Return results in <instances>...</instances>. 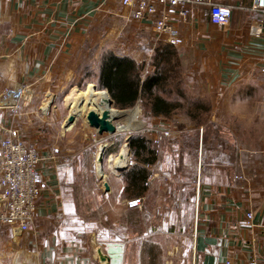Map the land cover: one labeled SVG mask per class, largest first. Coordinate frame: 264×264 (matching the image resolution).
Wrapping results in <instances>:
<instances>
[{"label": "crops", "instance_id": "obj_1", "mask_svg": "<svg viewBox=\"0 0 264 264\" xmlns=\"http://www.w3.org/2000/svg\"><path fill=\"white\" fill-rule=\"evenodd\" d=\"M230 1L236 7L228 28L196 7L178 23L184 43L175 46L177 60L189 62L186 95L210 102L220 141L205 145V124L187 113L198 145H150L152 162L137 159L128 145L122 171L113 160L124 145H105L101 175L100 145L54 142L62 89L97 86L109 52L145 63L151 73L158 45L152 25L134 19L120 0H0V137L6 126L19 129L45 157L48 185L29 231L0 229V264H103L97 248L110 264H248L254 252L264 261V34L251 1ZM18 84L29 91L15 115L1 102ZM69 114L58 137L68 138L76 123L66 127ZM138 167L149 175L135 185L128 175ZM1 177L0 161V193ZM97 196L107 202L105 214L119 211L118 224L95 218ZM138 196L143 207H128L125 199ZM250 210L258 228L239 225Z\"/></svg>", "mask_w": 264, "mask_h": 264}, {"label": "built area", "instance_id": "obj_2", "mask_svg": "<svg viewBox=\"0 0 264 264\" xmlns=\"http://www.w3.org/2000/svg\"><path fill=\"white\" fill-rule=\"evenodd\" d=\"M122 5L132 10V17L138 21L152 25L158 45L160 41L174 46L184 43L178 23L188 22L193 9L207 8L210 21L222 29L229 27L233 11L236 7L230 0H120ZM251 1V9L261 15L259 34H264V0ZM241 8H248L244 5ZM157 45V46H158ZM264 73V63L261 67ZM29 85L18 84L6 89L2 105L10 107L16 115L25 99ZM4 136L0 142V161L2 168L0 193V229L9 226L16 233L29 231L35 221L37 201L47 188V181L41 171L45 157L38 149L29 145L22 138L20 131L14 126L4 127ZM130 208H142L144 197L125 199ZM255 211L250 210L239 221L245 228H258L254 222ZM260 226H263L261 224ZM252 249L256 248V237L253 238ZM254 252V251H253ZM248 264H264L256 252Z\"/></svg>", "mask_w": 264, "mask_h": 264}, {"label": "trees", "instance_id": "obj_3", "mask_svg": "<svg viewBox=\"0 0 264 264\" xmlns=\"http://www.w3.org/2000/svg\"><path fill=\"white\" fill-rule=\"evenodd\" d=\"M178 62L177 48L169 43H160L155 48L151 63L154 70L151 73L145 71V63L109 52L102 57L97 88L108 90L114 105L120 109L130 108L140 100L149 108L150 115L163 117H170L185 107L179 97L172 96L176 90L190 104L187 113L192 119L200 121L199 111L208 109V105H204L203 100L188 98L180 83L174 81L172 71ZM173 85L176 89L172 91ZM150 145L151 140L144 135H133L129 141L133 156L144 162H152L156 158V151ZM148 175L145 167H138L129 172L128 177L136 185L137 179L147 178Z\"/></svg>", "mask_w": 264, "mask_h": 264}, {"label": "rangeland", "instance_id": "obj_4", "mask_svg": "<svg viewBox=\"0 0 264 264\" xmlns=\"http://www.w3.org/2000/svg\"><path fill=\"white\" fill-rule=\"evenodd\" d=\"M182 46V45H180ZM179 48V46H178ZM179 63L174 71H172V76L174 78V81H179L181 83V86L184 87V91H186V94H188L187 88H185V82L191 77L189 76V72L186 75L185 66L189 64L187 61V58H178ZM178 77V78H177ZM173 81V80H172ZM176 87V86H175ZM173 85L171 88L172 91L176 89ZM73 87H63L62 93L64 94V97L67 96L69 91ZM77 88H80L82 90H85L87 88V85L82 84L78 86ZM97 90H104V89H98ZM175 93L172 92V96L174 98H180L182 103L185 107L178 109L174 115L172 114L170 117H153L149 114V108L142 102L137 101L135 105H133L130 108L127 109H120L113 105V107L120 111H130L133 108L137 107L139 110L138 118L140 126L135 127L133 129H130L128 131H117L114 134L109 133H103L99 134L96 132L95 128L89 126V124L86 121V111L85 109H81L80 115L77 117V121L74 124V126L69 130V136L68 138L58 137L59 131L60 133H63L64 128L61 124L63 122L62 119L67 115V113H71L72 108L76 109L75 106H72L66 101H62L59 104L58 113L61 114V117L59 116L54 121L55 127L52 131V135L54 136V142L56 145H124L125 143H129L131 137L133 135H144L147 138L151 140L152 145H198L195 132H192L191 130H188V120H191L194 123L202 122L206 126L205 136H204V143L205 145H216L219 139V135H217L216 132V125L214 122L215 118H212L211 116V105L208 100H203L204 105H208V109L200 110V118L201 120L192 119L191 117H188V120L186 118L187 111L189 109L190 104L185 101L182 97L178 95L176 90H174ZM178 95V96H177ZM189 98V95H187ZM178 98V99H179ZM191 99V98H190ZM50 102H48L49 105ZM122 122L120 118H117L115 120V123ZM57 128V129H56ZM19 130V129H18ZM51 132V130H50ZM4 130L0 137V142L2 137L4 136ZM66 134V132H64ZM196 136V137H195ZM239 136V135H238ZM26 142V141H25ZM27 143V142H26ZM31 145V144H29ZM129 145V144H128ZM107 166V160H104V163L102 164L103 171L105 170V167ZM98 167V165H97ZM98 170V168H97ZM91 195V193H90ZM92 197L89 199H93ZM96 209L99 210V215H94L95 218H99L98 220L101 223H104L106 221L109 222H115L118 224L120 213L118 212H110L108 214H105L103 212L104 206L107 205V202L103 201L102 198L99 196L96 197ZM91 209H89L90 211ZM123 213V212H122ZM108 217V218H107Z\"/></svg>", "mask_w": 264, "mask_h": 264}, {"label": "bare ground", "instance_id": "obj_5", "mask_svg": "<svg viewBox=\"0 0 264 264\" xmlns=\"http://www.w3.org/2000/svg\"><path fill=\"white\" fill-rule=\"evenodd\" d=\"M66 101L72 106H75L76 109L72 108L71 113L78 112L79 115L81 113V109H85L86 113L90 109H95L98 112L107 109L110 112L111 118H120L122 122L116 123L117 131H128L135 127H139L140 123L138 118L139 110L137 107L133 108L130 111H120L115 109L109 103V95L106 90H97L93 88L92 84H89L85 90L80 88H72L71 91L66 96ZM123 154L126 156L128 154V149L126 147V143L122 148ZM113 160V159H112ZM113 166L117 170L120 167V159L119 157H115L113 160ZM98 170L100 174H103L102 166L98 162Z\"/></svg>", "mask_w": 264, "mask_h": 264}, {"label": "water", "instance_id": "obj_6", "mask_svg": "<svg viewBox=\"0 0 264 264\" xmlns=\"http://www.w3.org/2000/svg\"><path fill=\"white\" fill-rule=\"evenodd\" d=\"M93 88L97 89L96 85H93ZM106 90V89H104ZM110 99H109V103L111 106L114 105V100L111 98L108 90H106ZM79 116L78 112H73L70 113L68 115V118L66 120V127L71 126L72 124H74L77 120V117ZM115 118H111L110 116V112L107 109H104L101 112H98L95 109H90L87 113H86V121L89 124V126L95 128L97 130V133L99 134H103V133H109V134H114L117 132V125L115 123ZM129 143L126 144V146H128ZM106 144H101L100 145V151H99V155L97 157V161L101 164H103L104 159L107 156V148L105 146ZM129 148V147H128ZM129 153V150H128ZM119 159L120 161H122L121 166L117 169V171H122L124 169H126L127 165L125 164V155L123 153H120L119 155ZM103 170V168H102ZM104 175V171L102 172ZM104 189L106 191L109 190V184L108 182H104ZM97 255L99 257V259L103 262V264H110L109 261V257L107 255H105L101 249L97 248Z\"/></svg>", "mask_w": 264, "mask_h": 264}]
</instances>
